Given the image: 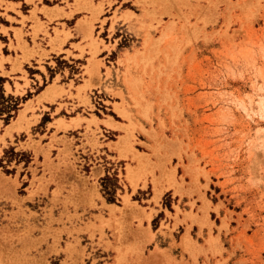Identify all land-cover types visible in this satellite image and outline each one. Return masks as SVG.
<instances>
[{
  "label": "rangeland",
  "instance_id": "obj_1",
  "mask_svg": "<svg viewBox=\"0 0 264 264\" xmlns=\"http://www.w3.org/2000/svg\"><path fill=\"white\" fill-rule=\"evenodd\" d=\"M71 1L99 8L92 19L100 28L93 32L91 22L90 38L86 37L90 41L104 44L102 27L107 20L108 38L123 34L117 50L121 58L114 66L98 61L105 70L104 78L117 80L119 87H105L109 96L105 95L99 87L98 70L97 83L77 90L84 93L87 89L90 94L94 88L101 89L104 102L114 110L99 113L86 93L80 103L91 113L128 122L121 131L129 137L132 158L126 157L125 164L115 163L121 165V172L118 176L111 171V175L106 174L102 190L112 199L111 190L120 178L130 183L131 190L125 188L122 207H102L111 214L115 207L120 214L127 211L133 215H69V198L63 196L62 209L54 207L60 202L57 187L52 191L51 205L36 203V208L42 205L38 208L41 215H0V264H85V259H89L88 264H264V0H120L113 6L115 0L62 3L72 6ZM104 2L108 5L105 15L110 16L99 19ZM125 9L134 15L120 17ZM118 27L123 32L119 33ZM104 47L110 49L111 45ZM91 49L92 57L84 69L92 76L89 66L96 52ZM115 57L113 53L110 59ZM115 99L121 101H108ZM16 108L3 109L5 119L13 116ZM80 117H61L54 125L65 130L78 125ZM91 117L86 129L92 139H96L95 131L89 129V122L115 127L111 116L106 121ZM104 134L114 138L108 131ZM63 139L68 143L65 167L51 178L59 181L64 177L73 194L80 189L76 180H87L84 171L92 169L95 177L100 167L81 163L70 151L72 140L66 135ZM96 144L90 143L92 148ZM108 145L114 146L113 142ZM134 146L150 153L144 183L146 176L154 182L161 177L166 181L159 183L167 182L175 193H181L178 186L186 185V193L195 195L181 209L175 205L174 213L166 211L174 220L171 226L160 224L159 229L169 232L177 223L183 224L179 228L182 238L173 245L172 253L156 245L145 248L142 243L143 215L132 212L143 211L135 201L142 204V192H135L138 182L130 177L133 168L129 162L137 159ZM82 154L88 161V155ZM5 155L11 157L14 152L6 149ZM102 158L108 159L105 154ZM42 165L46 167L45 162ZM42 177L35 187L37 178H32L26 198L44 193L48 201L46 187L40 184ZM164 204L170 209L168 197ZM150 216L145 215L147 219ZM158 219L152 221L154 228H158Z\"/></svg>",
  "mask_w": 264,
  "mask_h": 264
},
{
  "label": "crops",
  "instance_id": "obj_2",
  "mask_svg": "<svg viewBox=\"0 0 264 264\" xmlns=\"http://www.w3.org/2000/svg\"><path fill=\"white\" fill-rule=\"evenodd\" d=\"M45 1L0 0V162L3 163L0 166V215H33L34 212L41 215L42 211L38 208H42V205L36 208V203L51 205L52 191L57 187L61 191L58 196L60 202L54 203V207L62 209L65 200L63 196L66 199L69 198L66 206L69 215H108L109 213L110 215H133L127 211L120 214L121 212L115 207L111 214L102 207L103 204L122 207L121 196L125 188L127 191L131 190L130 183L124 178L116 179V185L110 193L113 201H109L102 190V178L106 174H112L109 172L112 166L122 161L123 164L127 163L126 157L128 156L132 158L129 154V137L125 131H121L128 122L115 119L112 115L105 117V114L101 116L87 111V106H83L80 100H85L84 93L88 94L89 98L90 94L87 89L84 93L82 91L78 93L77 90L79 86L97 83L99 81L98 70H100V80H102L99 87L103 89L105 95H107L105 87L112 89L119 87L117 80L104 78L105 70L99 67L98 61L103 60L107 67H113L117 58H121L117 50L121 49L119 43L122 41L121 32L123 30L118 27L116 30L121 34H111L108 38L109 21L107 20L102 27V32L105 33L101 36L104 44H101L99 40L95 43L86 37L90 35L91 22L94 27L93 32L97 27L100 28L99 22L92 19L94 11L99 8H94L95 5L83 1L77 4L71 1L72 6L62 3L63 0H47L50 3ZM89 1H93L94 4L98 2V0ZM119 1L115 0L112 6ZM82 8H93L94 10L90 12ZM107 9L108 5L104 2L103 14H100L99 19L110 16L105 15ZM122 15L130 18L134 13L125 9L119 16ZM124 33L127 32L124 31ZM106 45H111V48H105ZM90 49L92 53L96 52L97 59L94 58L89 66L93 72L92 76L88 73L89 78V75L85 74L84 66L88 65L87 60L92 57ZM113 53H116V57L111 60ZM42 94H44L42 99L37 101ZM108 101L113 103L121 100ZM13 105H17V108L13 110V116L5 121L6 113L3 109H9ZM108 109L114 110V106ZM92 114L104 121L110 120L111 116L113 118L111 122L115 124V127L106 128L102 122H98L97 126L93 121L89 122V129L95 131L96 139H92L91 133L86 129L88 120H93ZM77 115L81 117L76 126H69L64 130L57 129L54 125L55 121L61 117L70 119L77 118ZM9 126L11 127L8 131ZM104 131H108V135L114 138L107 137ZM53 133L55 135L51 137ZM29 134L31 135L30 140ZM65 135L72 140L70 146L72 155L79 158L81 163L86 161L82 153L87 154L89 159V154L99 151L108 158L106 163L95 164L100 167L95 170V177L91 174L92 169L88 172L84 171L87 180H76L75 185L80 189L73 194L68 191L70 186L65 183L64 177L59 181L57 178H51L56 174L57 169L63 170L65 167L63 162H66L67 153L65 151L68 149V143L63 139ZM117 136L118 139H116ZM137 137L144 141L140 136ZM93 141L97 143L95 148L90 145ZM109 142H113L115 147L110 148ZM9 148L14 152V156L6 157L5 150ZM134 148L137 151L133 154L137 159L129 163L133 168L131 177L138 182L135 192L138 194L142 192V204L132 197L130 199L135 200L143 208V211L139 209L132 211L143 215L142 243L145 248L147 245L153 247L156 245L172 253L182 238L179 228L183 224L177 223L170 232L164 228L159 229L160 224L161 222L168 223L171 226L174 220L168 218L166 211L170 214L174 213L175 205L181 209V206L194 199L195 195L189 196L186 193L188 192L186 185L178 186L181 193H175L174 188L168 187L167 182L166 184L159 183V180L166 181L161 177L154 182L151 176H146L144 183V173L150 166L149 158H147L150 153L143 148L136 146ZM59 149H62V152H59ZM43 162L46 164L45 168H43ZM3 167L7 169V172ZM33 169H35L34 173ZM124 172L123 170L122 174ZM42 174L40 184L46 187L48 201L44 200V193H39L37 196L33 194L26 198L32 178H37L34 181L35 187ZM154 174L157 175V172ZM156 191L159 192L155 196ZM42 194L43 196L40 197ZM154 197H159L157 202ZM165 197H168L170 209L164 204ZM195 204L198 205L199 202L196 201ZM188 209L189 206L186 210ZM149 213L151 216L147 219L145 215ZM155 217H159L158 228L152 226ZM178 217L181 218L180 215ZM87 261L89 259L84 260L85 264H88Z\"/></svg>",
  "mask_w": 264,
  "mask_h": 264
},
{
  "label": "built area",
  "instance_id": "obj_3",
  "mask_svg": "<svg viewBox=\"0 0 264 264\" xmlns=\"http://www.w3.org/2000/svg\"><path fill=\"white\" fill-rule=\"evenodd\" d=\"M90 97L92 100L93 105L97 104V108L95 107L94 109H96L99 113H103L106 110H109L108 107L109 105L106 104L103 100V96H102V90L99 88H94L91 90L90 92ZM102 155H104L103 153H91L89 160L88 161H84L86 162L87 165L89 164H101V163H106V161H108V159L102 158ZM84 157V156H82ZM111 172H115L116 176H118V173L121 172V165H113L111 170ZM109 171V172H110Z\"/></svg>",
  "mask_w": 264,
  "mask_h": 264
},
{
  "label": "trees",
  "instance_id": "obj_4",
  "mask_svg": "<svg viewBox=\"0 0 264 264\" xmlns=\"http://www.w3.org/2000/svg\"><path fill=\"white\" fill-rule=\"evenodd\" d=\"M9 118H10V116H9V115H7V117H6L5 121H7ZM108 200H109V201H113L114 199L112 200V199H109V198H108Z\"/></svg>",
  "mask_w": 264,
  "mask_h": 264
},
{
  "label": "bare ground",
  "instance_id": "obj_5",
  "mask_svg": "<svg viewBox=\"0 0 264 264\" xmlns=\"http://www.w3.org/2000/svg\"><path fill=\"white\" fill-rule=\"evenodd\" d=\"M126 141V140H125ZM130 175H131V173H130ZM131 177V176H130Z\"/></svg>",
  "mask_w": 264,
  "mask_h": 264
}]
</instances>
